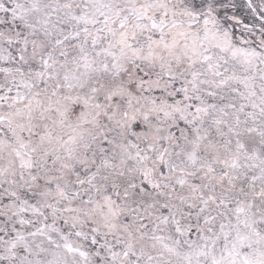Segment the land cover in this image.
<instances>
[{
  "label": "snow or ice",
  "instance_id": "1",
  "mask_svg": "<svg viewBox=\"0 0 264 264\" xmlns=\"http://www.w3.org/2000/svg\"><path fill=\"white\" fill-rule=\"evenodd\" d=\"M0 264H264V0H0Z\"/></svg>",
  "mask_w": 264,
  "mask_h": 264
}]
</instances>
